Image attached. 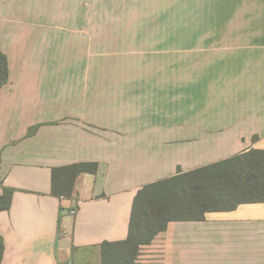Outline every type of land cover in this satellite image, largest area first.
Wrapping results in <instances>:
<instances>
[{"label":"crops","instance_id":"obj_1","mask_svg":"<svg viewBox=\"0 0 264 264\" xmlns=\"http://www.w3.org/2000/svg\"><path fill=\"white\" fill-rule=\"evenodd\" d=\"M129 1L0 0V180L15 189L2 264H101L144 184L264 149V0H209L220 9L175 56L147 33L172 30L178 8L194 16L195 0H147L142 44L140 26L116 23ZM84 161L99 170L79 196H54L52 168ZM137 264H264V202L171 222Z\"/></svg>","mask_w":264,"mask_h":264},{"label":"trees","instance_id":"obj_2","mask_svg":"<svg viewBox=\"0 0 264 264\" xmlns=\"http://www.w3.org/2000/svg\"><path fill=\"white\" fill-rule=\"evenodd\" d=\"M10 80L6 53L0 48V88ZM38 126L30 130L36 131ZM257 138V137H256ZM2 154L0 152V164ZM97 161L52 168V194L77 198L85 174L96 175ZM0 211L9 210L14 188L0 180ZM264 202V149L251 148L228 158L144 184L136 193L125 239L100 244L101 264H137L144 246L152 244L174 221H203L208 212L231 211L243 203ZM5 240L0 233V264Z\"/></svg>","mask_w":264,"mask_h":264},{"label":"rangeland","instance_id":"obj_3","mask_svg":"<svg viewBox=\"0 0 264 264\" xmlns=\"http://www.w3.org/2000/svg\"><path fill=\"white\" fill-rule=\"evenodd\" d=\"M146 1L147 0L145 1L133 0V5H131L132 2L129 1V4L127 5V7L117 8V12L119 13L118 16L122 17V19L117 21L116 23L128 24L127 22L129 21L130 23H133L134 26H140L141 28L139 27L140 28L139 31H142L143 26L141 25L144 22L145 15H147L150 11L157 9L158 7V1H151V2H146ZM188 3H190V1H184L183 7L188 5ZM164 4H166V2H164ZM212 4L213 2L209 0H195L194 1L195 7L193 9L194 16L191 15L190 9L184 10V13L181 10V13H180V8H178L177 13L181 15V18L180 19L177 18V20L173 19L172 21H170V23L176 24L172 27L173 28L172 30H170L167 33L156 32V33H147V34L167 35L166 40L168 41L161 46V48L168 51V53L165 55H171V56L181 55L179 54V50L184 51V49H179L173 46L180 45V44H183V48H186L187 46H191L192 41H194V29H193L194 23L199 22L200 19H205V17L208 16V10L212 11V10L220 9L219 7L212 8ZM158 23H155V24H158ZM202 34L204 33H199V35H202ZM135 35L137 36L136 42L141 40L140 43L142 44L143 31L140 33H135ZM198 41H201V39H198ZM147 43L150 44L151 47L159 46V44H154L152 39L148 40ZM141 46L142 45H139V47ZM80 50H82L81 55H83V49H80ZM89 50H92V53H94V49H87V55H89ZM187 50H191V49H186V51ZM188 53L189 51L186 52V54Z\"/></svg>","mask_w":264,"mask_h":264},{"label":"built area","instance_id":"obj_4","mask_svg":"<svg viewBox=\"0 0 264 264\" xmlns=\"http://www.w3.org/2000/svg\"><path fill=\"white\" fill-rule=\"evenodd\" d=\"M76 212H77L76 209L71 210L72 214H75Z\"/></svg>","mask_w":264,"mask_h":264}]
</instances>
